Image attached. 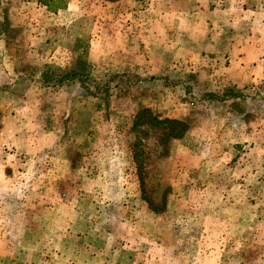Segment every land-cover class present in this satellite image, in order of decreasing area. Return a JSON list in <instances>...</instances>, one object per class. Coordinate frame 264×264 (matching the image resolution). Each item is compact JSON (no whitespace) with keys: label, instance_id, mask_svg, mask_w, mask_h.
I'll list each match as a JSON object with an SVG mask.
<instances>
[{"label":"rangeland","instance_id":"rangeland-1","mask_svg":"<svg viewBox=\"0 0 264 264\" xmlns=\"http://www.w3.org/2000/svg\"><path fill=\"white\" fill-rule=\"evenodd\" d=\"M189 3L0 0V125L54 132L36 154L0 144V264H264V79L179 69L166 32L161 74L91 49L98 26L182 24Z\"/></svg>","mask_w":264,"mask_h":264},{"label":"crops","instance_id":"crops-1","mask_svg":"<svg viewBox=\"0 0 264 264\" xmlns=\"http://www.w3.org/2000/svg\"><path fill=\"white\" fill-rule=\"evenodd\" d=\"M180 1L190 2L187 9L172 10L178 19L188 18L182 24L177 21V24L174 22V25L168 27L141 25L136 28L114 25L107 30L98 26L95 28L97 30L93 31L91 49L99 51V57L107 49L106 59L113 61L108 65L111 72L161 74L165 62L162 56H157L162 46L158 42V34L166 32L170 35L166 42L170 44L165 46L171 48L174 56L172 61H178L173 66H179V69L184 66L185 69L193 68V59H196L207 67V72L204 73H209L207 80L237 88L254 85L264 79V0H175ZM202 1L218 3L212 8L197 11L201 8L198 3ZM180 14H186L187 17ZM105 37H108L107 47L103 43ZM120 40L123 41L122 46L118 44ZM149 52H156L153 54L157 57L156 61H153ZM170 65L172 66V63ZM9 72L11 75L14 73L11 70ZM26 120L13 112L3 117L0 125V144L10 150L8 159L18 155L36 154L47 141L49 144L53 141L54 132L44 135L43 133L47 132L46 127L42 124L39 127L26 125ZM92 128L94 125L88 127V133ZM44 136L47 140L43 143L40 138ZM82 169L88 170L87 166L86 169L82 166ZM48 238L52 239L51 236ZM55 239L54 237L53 240ZM94 261L93 259L92 263Z\"/></svg>","mask_w":264,"mask_h":264},{"label":"trees","instance_id":"trees-1","mask_svg":"<svg viewBox=\"0 0 264 264\" xmlns=\"http://www.w3.org/2000/svg\"><path fill=\"white\" fill-rule=\"evenodd\" d=\"M74 73H75V71H70L69 72V74H66V75H63L62 77H57L56 79H52V81L51 80H48L47 82L48 83H50V82H54V83H61V84H63V83H65V79H66V77H68V75H74ZM73 76H71L70 77V79L69 80H73ZM69 80H68V82H69ZM80 82V81H79ZM81 83H84V81L83 82H81Z\"/></svg>","mask_w":264,"mask_h":264}]
</instances>
